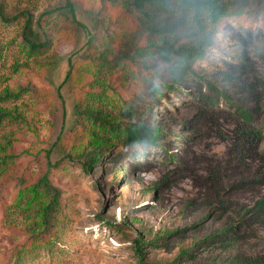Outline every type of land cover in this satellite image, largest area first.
<instances>
[{"label":"rangeland","instance_id":"374dc122","mask_svg":"<svg viewBox=\"0 0 264 264\" xmlns=\"http://www.w3.org/2000/svg\"><path fill=\"white\" fill-rule=\"evenodd\" d=\"M107 1L74 0L86 31L64 14L43 22L51 43L37 58H27L11 41L24 18L0 22V111L12 115L0 120V153L18 157L0 174V264H138L132 241L139 237L152 244L142 248L144 264H264V0L250 2L241 18L222 22L211 47L191 67L197 77L181 67L163 68L172 88L148 113L161 147L131 148L114 140L112 153L88 174L77 163L57 169L50 181L59 192L62 228L48 249L20 251L34 209L25 207L18 192L43 175L48 163L61 160L79 131L73 126L75 90L63 84L69 60L85 52L90 36L98 38L95 51L123 57L129 46L132 55L148 40H159L122 12L115 13L119 23L105 15ZM232 2L217 0L226 8ZM63 5L64 0H0V11L11 17L27 11L36 22ZM108 34L118 39L117 49L106 47ZM99 71L97 80L112 88L101 93L111 100L93 105L109 120H141L140 106L149 104L141 89L127 87V76L118 81L117 68ZM113 92L125 95L126 104ZM245 126L255 139L243 136ZM59 135L62 142H56Z\"/></svg>","mask_w":264,"mask_h":264},{"label":"trees","instance_id":"16d2710c","mask_svg":"<svg viewBox=\"0 0 264 264\" xmlns=\"http://www.w3.org/2000/svg\"><path fill=\"white\" fill-rule=\"evenodd\" d=\"M253 1L255 0H233L228 4V8L218 4L217 0L107 1L105 15H109L110 18L114 17L115 22L119 23L120 18L115 13L122 12L134 21L135 28L147 35H158L159 40L151 42L148 40L146 46L135 47L132 55H129L131 47L129 46L123 57L122 55L114 56L108 50L95 51L100 44L96 42L98 38L90 36L85 44V52L69 60V68L63 84L68 82L75 90L73 126L79 131H74L75 134L67 141L62 159L52 165L48 163L47 171L43 175L31 184L23 186L18 192L17 197L25 200V207L34 209L32 222L24 230L27 235L26 244L20 251L48 249L56 240L57 233L62 228V206L59 192L52 186L50 178L56 176L59 171L65 170L66 163H77L80 170L88 174L96 165L101 164L105 156L112 153L116 147L112 143L114 140H121L122 145L131 148L141 143L155 147L162 146L161 144L155 145L159 137L158 129L153 122L149 121L148 113L155 103L162 99L165 92L171 91L172 87H168L164 80L163 68L167 66L168 70L172 71L181 67L191 76L197 77L191 67L195 62L201 61L206 54V49L211 47L213 34L218 32L219 26L226 19L241 18L248 12L246 10L248 4ZM73 2L74 0H64L63 6L44 12L36 22L27 11H20L12 17L3 15L0 11V22L10 25L20 17L24 18L20 33L11 41L17 42L19 51L27 58H37L47 52L51 43L44 34L42 23L52 19L54 15L64 14L70 23L86 31V28L76 19ZM176 11L179 13L177 14ZM174 15L176 17L172 18ZM104 43L106 47L117 49L118 39L108 34ZM2 49L3 45L0 42V61ZM114 68H117L118 81L127 76L129 80L126 86L139 87L142 94L149 100L147 106H140L141 120L135 123L121 122L115 118L109 120L99 107L93 105L100 103L103 99L105 103H108L111 98L101 91H112L111 86L108 83H100L95 74L101 69L112 70ZM112 95L119 103L126 104L125 95L119 92H113ZM11 116L8 112L0 111V120ZM243 117L247 124L252 123L250 116L245 112ZM85 123H88L87 128ZM241 130L243 136L249 141L255 139L257 135L248 126ZM84 136L88 139H84ZM141 137L149 140L143 142L145 140ZM56 142H62L61 135L58 136ZM17 159V156L2 150L0 174L7 164L16 163ZM110 226L112 225H107L108 228ZM132 242L134 243L133 250L137 255V263L144 264L142 248L145 245L152 247V244L143 242L140 237Z\"/></svg>","mask_w":264,"mask_h":264}]
</instances>
